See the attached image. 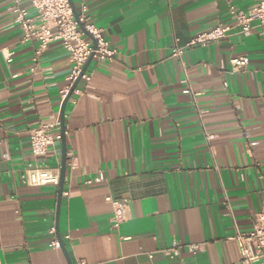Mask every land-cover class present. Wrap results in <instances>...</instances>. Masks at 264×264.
<instances>
[{
	"label": "crops",
	"instance_id": "crops-1",
	"mask_svg": "<svg viewBox=\"0 0 264 264\" xmlns=\"http://www.w3.org/2000/svg\"><path fill=\"white\" fill-rule=\"evenodd\" d=\"M83 2L116 55L89 62L88 89L64 108L57 216L59 187L23 176L36 163L60 173V93L72 64L59 42L35 63L38 42H23L13 0H0V264H241L236 230L249 231L264 205V29H233L181 60L170 51L231 25L230 6L248 11L254 1ZM71 3L80 14L82 0ZM20 6L34 14L28 1ZM241 56L247 66L233 70ZM56 118L60 139L36 161L29 131ZM97 175L103 181L85 184ZM108 198L129 201L118 227ZM58 236L65 253L51 247Z\"/></svg>",
	"mask_w": 264,
	"mask_h": 264
},
{
	"label": "built area",
	"instance_id": "built-area-1",
	"mask_svg": "<svg viewBox=\"0 0 264 264\" xmlns=\"http://www.w3.org/2000/svg\"><path fill=\"white\" fill-rule=\"evenodd\" d=\"M21 1H28L29 7L34 11L33 15L29 14L27 7L20 6ZM253 1L254 6L248 11L230 6L231 25L219 24L208 31L198 33L185 45L173 47L170 51V57L181 60L187 49L221 41L229 37L233 29L236 30L237 34H246L255 29H264V0ZM10 12L14 23L22 29L23 42L33 39L38 42V48L33 58L35 63L47 46L54 42H59L67 53L72 66L68 76L69 83L60 93L62 100L65 99L79 77V83L72 94L80 97L88 89L91 73L86 71L82 73V69L90 57L96 62H112L115 58L116 50L104 37L103 29L90 22L83 0L78 19L75 18L69 0H13ZM7 58L9 61V55ZM247 64V57L241 56L230 60L233 70L242 69ZM79 84H82V86L79 87ZM58 128L59 121L56 118L51 122L38 124L30 129L29 151L33 159L38 161L43 158L54 142L60 139L57 134ZM67 157V166L70 170H73L76 167V160L72 153H68ZM59 178V169H50L37 163L30 165L23 176L24 183L31 187L58 186ZM101 181H103V176L97 175L87 180L85 184L100 183ZM107 200L112 208V222L115 227H118L127 215L129 201L126 198L121 200L108 198ZM49 233L55 236V228L52 227ZM234 240L239 250L241 264H255L264 250V205L255 214L252 228L247 232L236 230ZM51 247L59 249V239L54 237ZM188 247L194 255L202 250V245L190 244ZM179 248L178 243H173L166 252L171 255L177 254ZM78 264L86 263L80 261Z\"/></svg>",
	"mask_w": 264,
	"mask_h": 264
},
{
	"label": "water",
	"instance_id": "water-1",
	"mask_svg": "<svg viewBox=\"0 0 264 264\" xmlns=\"http://www.w3.org/2000/svg\"><path fill=\"white\" fill-rule=\"evenodd\" d=\"M70 3H71V0H69ZM72 5V3H71ZM73 7V5H72ZM73 10H74V15H75V18L78 19V14L77 12L75 11L74 7H73ZM82 28V27H81ZM92 60V57H90L87 62L85 63L83 69H82V73H84L87 69V65L89 64V62ZM79 80H80V77L74 82L73 86L71 87V89L69 90L67 96L65 97V99L63 100L62 102V105H61V111H60V122H61V138H62V144H63V153H62V159H61V169H60V178H59V184H58V187H59V190H58V197H57V216H58V210H59V206H60V203H61V195H62V190H63V182H64V178H65V173H66V158H65V146H64V125H63V114H64V108L67 104V102L69 101V99L71 98L72 96V92L73 90L76 88V86L78 85L79 83ZM59 238V241H60V247L62 249V251L65 253V248H64V245H63V242H62V239L60 236H58ZM66 255V254H65ZM67 257V256H66ZM68 259V257H67Z\"/></svg>",
	"mask_w": 264,
	"mask_h": 264
}]
</instances>
